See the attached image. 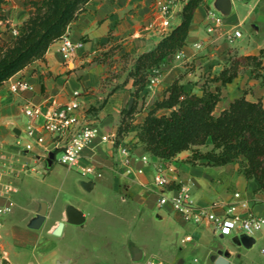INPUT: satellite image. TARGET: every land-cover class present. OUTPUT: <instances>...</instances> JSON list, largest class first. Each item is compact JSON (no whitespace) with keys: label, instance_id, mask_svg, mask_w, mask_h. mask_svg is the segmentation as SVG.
Returning <instances> with one entry per match:
<instances>
[{"label":"crops","instance_id":"obj_1","mask_svg":"<svg viewBox=\"0 0 264 264\" xmlns=\"http://www.w3.org/2000/svg\"><path fill=\"white\" fill-rule=\"evenodd\" d=\"M183 5H179L175 10L173 28L181 21ZM210 10L220 12L218 0H206L205 4L196 10L187 44L181 50L182 58L177 59L176 54L167 57L161 65L163 74L159 84L140 93L138 99L145 98L146 104L142 108V103L137 102L134 124H141L148 112L155 107L157 100L163 99L167 89L183 72L185 64L196 60L201 65L203 73L212 71L214 77L227 65L231 54L234 53L230 50L234 49L239 55H257L264 49V0H232L228 16L222 27L214 33L207 31V16ZM153 21L160 22L157 0H91L85 11L70 26L72 39L84 43L73 65L65 63L60 52V42L56 41L50 46L45 60H38L15 75L28 79L34 86L33 91L15 95L9 91L6 82L0 86V139L10 143L17 135L15 130L20 131L24 128L27 119L23 114V106L29 102H43L46 108L52 100L58 103L71 100L73 94L78 91L82 104L81 111L89 118L91 107H98L106 100L105 105L95 115L101 124V136L85 150L86 161L93 160L102 167L101 179L119 195L122 202L130 206L133 215H142L144 208L166 210V213L160 212L157 215L161 220L165 217L172 218L175 223L166 246L151 250L132 240L129 242L130 245L125 247L123 257L115 256L108 259L110 262L97 261L95 249L70 244L74 235L68 229V225L79 226L82 231L88 230L81 227L89 220L87 206L71 203L65 205V221L58 222L50 231V236L57 238L53 245L49 243V237L43 238L47 212L41 226L36 227L41 217L42 203L46 202L35 199L24 205L15 198L14 209L7 215L0 216V264H33L28 260L25 263L20 262L21 259H27L28 251L35 255L39 252L44 260H51L54 264H147V261L148 264H185V254L188 250L203 257L209 253L210 259L214 255L226 256V264H232L241 255L239 248L250 250L257 240H264L262 235L251 236L240 230L230 236L218 235L210 226L186 223L171 206L158 205L159 189L155 187L153 178L159 165L165 168L172 189L176 190L182 185L193 183V196L199 205L204 206L215 201L228 202L235 192H240L243 199L250 202V209L240 207L239 214L245 217L251 212L264 217V194L257 190L259 182L256 179H246L240 172L238 163L223 166H208L201 163L193 165L188 161L189 151H184L170 160L162 159L148 153L133 130L125 136L121 144L131 147L137 156L150 154L152 163L144 166L143 174L128 176L116 161L113 163L110 160L113 144L106 142L104 137L117 134L123 109L134 102L132 96L134 85L132 78L109 79L111 76L109 71L115 67L111 69L102 56L114 53L112 55L114 58L130 57L135 62L140 54L153 49L164 36L160 34L159 28H150ZM229 32L236 33L233 41L227 38ZM197 44H200L201 48ZM163 67H166L164 71ZM181 83L188 92L202 93V87H193L182 80ZM247 99L259 100L248 97ZM262 102L264 103V99ZM220 104L221 102L215 111L217 114L226 108V106L219 108ZM161 111L169 112L165 109ZM49 146L50 137H47V143L43 148V160L36 158L31 161L34 164H43L45 171L54 164L53 161L49 165L45 155V149ZM141 166L142 163L136 164V167ZM34 167L38 170L36 166ZM18 182V192L15 196L20 195L22 191ZM82 186L93 191L96 183L86 180L82 182ZM4 202L5 200L0 198V204ZM69 205H75L84 213L86 220L83 224L74 225L67 221L66 209ZM60 225L62 227L59 233ZM187 236H191L193 242H186ZM246 237L253 238L255 242L246 246L243 243ZM138 252L142 253V258L135 260ZM4 253L6 257H3ZM42 262L37 261V264ZM212 262L215 264V261Z\"/></svg>","mask_w":264,"mask_h":264},{"label":"trees","instance_id":"obj_2","mask_svg":"<svg viewBox=\"0 0 264 264\" xmlns=\"http://www.w3.org/2000/svg\"><path fill=\"white\" fill-rule=\"evenodd\" d=\"M91 0H31L29 17L18 27V34L0 47V86L21 70L38 60H45L50 46L61 39L68 27L85 11ZM7 0H0V21ZM206 0H187L181 11V21L164 35L151 50L140 54L128 72L133 79L134 102L123 109L116 134V145L121 136L136 129V136L146 151L162 159H173L189 151L193 164L223 166L238 163L246 179L259 182L258 191L264 194V103L251 101L246 95L234 99L217 114L222 100V86L234 82L242 66H248L256 78L264 80V49L257 55L231 58L219 75L202 86V93L185 90L176 79L162 100L146 115L141 124H134L137 100L148 88L153 69L164 60L180 52L187 44L196 10ZM126 80V81H127ZM106 100L89 111H99ZM168 113H158L159 110Z\"/></svg>","mask_w":264,"mask_h":264},{"label":"built area","instance_id":"obj_3","mask_svg":"<svg viewBox=\"0 0 264 264\" xmlns=\"http://www.w3.org/2000/svg\"><path fill=\"white\" fill-rule=\"evenodd\" d=\"M187 0H157L159 20L153 21L150 28H159L160 34H168L174 26L173 18L175 10ZM225 16L215 10L208 12L207 31L214 33L222 27ZM14 36L18 34L16 27L12 28ZM236 33H227V38L233 41ZM60 52L67 65L74 64L78 53L84 47L83 41H74L70 35V27L61 37ZM201 48L200 44H197ZM177 59L182 58L181 51L176 54ZM162 68H155L149 78L148 89L159 84L162 77ZM12 94L21 95L34 90V86L25 77H11L6 81ZM77 91L73 98L65 103L52 100L46 108L42 103H27L23 106V114L27 119L24 128L10 143L0 139V198L5 202L0 204V216L10 213L15 205V194L18 192L17 182L24 175L38 172L30 163L36 158L43 160V148L50 137V146L45 149L46 158L54 153H60V162L69 169L76 168L83 176L101 178L102 167L93 160L86 161L84 152L91 147L101 136V124L98 120H90L81 111L82 104ZM116 135L104 137L106 142L115 144ZM117 165L128 176L143 174L144 166L152 163L150 154L137 156L128 145L117 146ZM137 163L143 166L136 167ZM153 183L159 189V207L171 206L179 213L186 223L195 226H210L215 234L230 236L240 230L248 235H262L264 238V217L248 213L242 217L239 208L250 209V202L243 199L240 192H235L233 198L226 201H215L208 205H199L195 201L192 192L193 183L182 185L178 189H172L171 180L163 166H157ZM259 225V228H257ZM186 242L192 241L191 236L185 238ZM264 256V245L261 248ZM6 257V254H3ZM198 262V260H195Z\"/></svg>","mask_w":264,"mask_h":264},{"label":"rangeland","instance_id":"obj_4","mask_svg":"<svg viewBox=\"0 0 264 264\" xmlns=\"http://www.w3.org/2000/svg\"><path fill=\"white\" fill-rule=\"evenodd\" d=\"M30 1L7 0L4 4L2 14L6 20L0 21V47H5L13 39L12 28L18 27L29 17L32 9ZM230 51L234 53L231 54L227 64H229L231 58L245 56L239 55L234 49ZM112 55L102 56L111 69L115 67V69L109 71L111 75L109 79L115 77L118 80L128 78V70L132 69L134 59L130 57L114 58ZM200 66L196 60L185 64L179 79L187 84H192L193 87H202L205 83L215 87L216 83L211 81L213 78L212 71L203 73ZM165 68L163 67V71ZM241 95H246V97L255 100L264 99V80L254 77L248 66L241 67L239 76L234 82L222 86V100L219 108L228 107L234 99ZM138 103H142V108L145 107V98L138 99ZM162 112L161 110L158 111V113ZM96 114L95 111H89V119L98 120L95 117ZM132 130L136 132L135 128ZM128 134L119 138L121 140L120 144L123 143L125 136ZM111 151L110 160L115 163L117 156L116 144H113ZM59 159L60 153H57L53 167L48 168L47 171H45L43 164L31 162L30 165L36 166L38 172H31L23 176L21 181L18 182L22 188L21 194L15 196L16 200L24 205L35 199L48 204L47 223L44 226L43 238L49 237V243L55 244L57 238L50 236V231L58 222L65 221L64 207L67 203H71L77 206H87L89 208L87 213L89 220L81 226L83 229H88L86 231H82L79 226H67L74 235L70 244L85 245L95 249L97 261L110 262L111 260L108 259H113L115 256L123 257L125 247L129 246V242L132 240L136 244L151 250L166 246L167 239L172 235V228L175 223L172 218L165 217L162 220L158 218V213H166L165 209L160 211L158 208H144L142 215L135 216L130 206L122 202L119 195L105 185V180L83 176L76 168L69 169L62 165L58 162ZM86 180L96 183V188L93 191H89L82 186V182ZM37 201L36 209H38ZM22 213L23 211L20 208V214ZM263 245L264 240L259 239L250 250L243 247L239 248L241 255L232 264H264V256L260 253ZM26 254L27 259H21L20 262L25 263L28 260L33 264H37V261H43L42 264H54L51 260H44L39 252L35 255L28 251ZM185 255V264H213L209 253L206 254V258L190 250ZM196 259L198 262L195 261ZM148 263L149 261H147Z\"/></svg>","mask_w":264,"mask_h":264},{"label":"water","instance_id":"obj_5","mask_svg":"<svg viewBox=\"0 0 264 264\" xmlns=\"http://www.w3.org/2000/svg\"><path fill=\"white\" fill-rule=\"evenodd\" d=\"M231 1L232 0H218V4L220 7V13H222L225 17L228 16L229 11L231 10ZM16 134H19L20 131L15 130ZM53 159H54V153L50 154V157L48 159V163L49 165H51L53 163ZM47 212V204L46 203H42V209L40 211L41 213V217L36 225L37 228H39L41 226V224L43 223L44 219H45V215ZM66 215H67V221L71 224L74 225H81L85 222V216L84 213L76 208L73 205H69L66 209ZM61 227L62 225H60V229H59V233L61 231ZM255 240L253 238H244L243 239V243L246 246H250L252 243H254ZM135 256V260H140L142 258V253L138 252ZM226 256H220V257H216L215 255L212 256V261H215V264H226V260H225Z\"/></svg>","mask_w":264,"mask_h":264},{"label":"clouds","instance_id":"obj_6","mask_svg":"<svg viewBox=\"0 0 264 264\" xmlns=\"http://www.w3.org/2000/svg\"><path fill=\"white\" fill-rule=\"evenodd\" d=\"M257 228H259V225H257Z\"/></svg>","mask_w":264,"mask_h":264}]
</instances>
